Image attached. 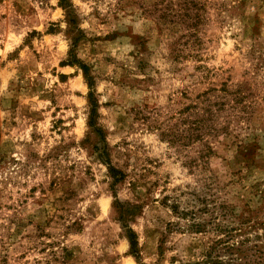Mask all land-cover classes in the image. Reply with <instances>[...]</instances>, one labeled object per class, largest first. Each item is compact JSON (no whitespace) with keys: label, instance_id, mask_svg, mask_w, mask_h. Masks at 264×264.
<instances>
[{"label":"rangeland","instance_id":"1","mask_svg":"<svg viewBox=\"0 0 264 264\" xmlns=\"http://www.w3.org/2000/svg\"><path fill=\"white\" fill-rule=\"evenodd\" d=\"M124 225L144 264H264V0H0V264H138Z\"/></svg>","mask_w":264,"mask_h":264},{"label":"trees","instance_id":"2","mask_svg":"<svg viewBox=\"0 0 264 264\" xmlns=\"http://www.w3.org/2000/svg\"><path fill=\"white\" fill-rule=\"evenodd\" d=\"M67 0H60L61 3H65ZM67 64H76L84 73V75L86 76L87 80H88V84H89V87H92L93 83L92 81L89 79V76H88V69H87V66L84 64V63H81L80 61H77V59H75L74 57H72L71 59L68 60L67 63H62V65H67ZM89 98H90V103L91 105L93 106L91 108V111H90V123L92 124L93 122V117L95 116L96 114V108H95V100L93 98V90H91L89 92ZM203 125V128H206V126ZM160 135L162 137L166 136L168 138V142L171 143V144H182V142L184 140H190L191 137L188 136V135H183V134H179L176 133V132H172V131H161L160 132ZM199 136V135H198ZM193 138V137H192ZM205 147L207 149H205V151L201 152V155L200 157L202 158V164H203V168L206 169L207 168V158H208V155L210 153H212V151L210 150V147L205 145ZM108 170L110 172V175L114 178V181L115 182H118L120 181L122 178H123V175L120 171H117V169H115L114 167H112L111 165L108 166ZM168 200H169V197L167 195H165L162 199V204L169 207L172 211V213L174 215H176L177 217H180V218H183V219H187V217H191V223H189V229L190 230H193V232H202L204 231V228H205V223L203 221H197L196 220V217L194 216L195 215V212L193 211H190V210H179V207L176 203H172V204H168ZM118 203V202H117ZM217 226V229L221 232V230H225V229H222L220 225H216ZM124 228H125V237L128 241V244H129V249H130V253L132 254V256L135 258V260L137 261L138 264H144L140 261V258H139V252H138V249H137V238H136V234L135 232L128 226V225H124ZM223 233V232H221ZM229 236V235H228ZM226 238H223V237H219L216 239L215 243L213 246H211L209 249H207L206 253H205V258H209V261L206 259V260H202V261H199L197 264H218L220 263L218 259H214L212 261V253L214 251L218 252V247L221 246V248H223V246H225L224 248H229V245H228V241L225 240Z\"/></svg>","mask_w":264,"mask_h":264}]
</instances>
